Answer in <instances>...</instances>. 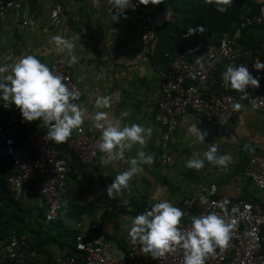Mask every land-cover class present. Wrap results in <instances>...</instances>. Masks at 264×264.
Returning <instances> with one entry per match:
<instances>
[{"label":"crops","instance_id":"obj_1","mask_svg":"<svg viewBox=\"0 0 264 264\" xmlns=\"http://www.w3.org/2000/svg\"><path fill=\"white\" fill-rule=\"evenodd\" d=\"M19 1L28 10L30 24L20 27L10 13L0 21V65H11L24 55L36 56L49 68L54 62H64L73 78L92 95L81 106L85 112L80 127L100 137L101 130L93 126L90 117L97 111L96 98L109 96L111 106L100 111H107L112 120L120 119L121 126L136 123L151 128L143 151L154 156V162L144 165L143 172L134 176L127 188L112 196L107 195L108 185L129 164L114 169L101 162L82 165L69 159L61 210L53 223L43 220L44 201L28 186L19 199L1 206L0 234L7 237L10 231H15L29 242L31 255L27 264H48L53 256L74 252L70 227L76 224H81L83 229L96 226L99 238L124 252L131 219L140 214L139 205L167 200L189 213L181 220V225L186 224L197 212L196 195L211 184L216 186L217 196H226L232 202H258L264 207V193L251 181L246 167L249 158L264 161V114L252 112L241 103L236 120L220 133L192 114L179 117L168 145L171 161L163 164L156 110L157 72L162 60L141 52L131 19L113 14L110 0ZM54 35L73 42L78 57L76 64L69 63L67 52L55 51L50 39ZM245 39L254 45L263 38L252 35ZM124 112L128 113L127 117H122ZM194 124L207 132L204 143L188 133ZM31 127L41 132L42 121H32ZM213 143L218 155L231 157L227 167L208 162L199 171L185 167V161L193 153L202 157ZM139 148L135 145L125 153L127 161L135 157ZM261 251L264 254V236ZM0 264H5L1 247Z\"/></svg>","mask_w":264,"mask_h":264},{"label":"built area","instance_id":"obj_2","mask_svg":"<svg viewBox=\"0 0 264 264\" xmlns=\"http://www.w3.org/2000/svg\"><path fill=\"white\" fill-rule=\"evenodd\" d=\"M132 5L122 13L121 9L111 4V10L117 16L127 15L131 19L141 52L147 55L156 42L157 31L172 22V14L169 10L154 14L148 5L139 4L138 0H132ZM8 13L20 27L30 24L29 13L23 2L0 0V21H4ZM255 27L264 28V2L256 14L243 17L232 34L206 44L202 52H195L191 57L181 53L164 55L166 64L157 72L159 97L156 103L163 164L171 161L168 145L179 117L192 114L220 133L236 120L240 109L233 108L235 103H243L250 111L264 114V70L257 72L253 68L257 61L264 62V42L252 47L239 42L243 30ZM187 30L181 34V38L191 41L192 35L188 36ZM198 58L199 63L196 60ZM229 65L247 66L249 72L259 78V87L246 88L247 94L226 88L222 73ZM50 70L62 77L69 90L79 92L75 103L83 106L84 101L91 98V92L73 78L67 64L54 62ZM6 106V102H0V157L7 161L10 169L7 183L12 197L19 199L23 189L30 187L44 201V221L53 223L61 210L68 160L82 165L101 162L104 154L97 148L99 137L83 127L74 129L65 141L64 153L47 139L48 128L43 123L42 131H35L31 123L22 119L15 106ZM106 164L119 169L127 166L128 161L124 158ZM246 167L251 181L264 193V161L249 158ZM195 200L197 212L193 216L216 213L226 223L235 222L227 246L216 247L213 253L206 256L205 264H264L261 251L264 207L260 203L244 200L232 202L226 196H217L214 184L209 185L206 191L199 192ZM220 202H225L223 207L219 206ZM152 204H145L143 212ZM191 218L181 227H190ZM70 231L74 234L76 255L53 256V264H183V249L179 247L173 253L153 256L142 251L139 243H133L127 235L125 251L121 252L113 243L98 237L96 226L83 229L81 224H76L70 227ZM0 247L5 263H28L31 247L25 238L14 232L7 238L0 234Z\"/></svg>","mask_w":264,"mask_h":264},{"label":"clouds","instance_id":"obj_3","mask_svg":"<svg viewBox=\"0 0 264 264\" xmlns=\"http://www.w3.org/2000/svg\"><path fill=\"white\" fill-rule=\"evenodd\" d=\"M158 0H138L139 4H156ZM232 0H216V10L225 13ZM114 7L124 10L132 5V0H110ZM118 17H116V20ZM204 32L201 25L189 27L187 35ZM51 41L57 53L67 52L70 64H76L78 57L74 54L75 45L70 39L54 35ZM199 63L200 58L196 59ZM253 68L259 72L264 70V62L257 61ZM222 80L226 88L246 93V88L259 87V78L254 77L247 66H227L222 73ZM247 94V93H246ZM79 92L69 90L60 75L55 74L34 55H24L11 65H0V101L15 106L22 119L31 123L40 120L48 128L47 139L54 143L68 140L74 129L83 123L85 109L79 103ZM111 106V97L98 96L95 100V111L91 115L93 126L101 130L97 148L101 156V163L119 161L125 158V153L135 145H139L135 157L128 160L129 167L117 174L113 182L107 187V195L119 193L129 185V181L143 172L144 165H151L154 156L143 151L151 128L140 124H124L120 119L112 120L107 111ZM235 110L241 108L240 103L233 105ZM128 113H122L127 117ZM196 141L204 143L207 132L201 131L196 124L188 128ZM106 157V158H105ZM231 157L218 155L216 143L209 144L207 151L201 157L193 153L185 161V167L199 171L205 167V162L221 167H227ZM225 202H220L223 207ZM189 213L180 207L173 206L167 200L156 202L143 213L131 219L128 236L133 243H139L142 251L153 256H164L173 253L176 248L183 249V264H205V258L213 253L216 247H226L230 232L234 226L226 223L216 213L192 216L188 228L181 227L182 217Z\"/></svg>","mask_w":264,"mask_h":264},{"label":"trees","instance_id":"obj_4","mask_svg":"<svg viewBox=\"0 0 264 264\" xmlns=\"http://www.w3.org/2000/svg\"><path fill=\"white\" fill-rule=\"evenodd\" d=\"M263 2L264 0H232L225 13H220L216 10V0H158L156 4H148L152 13L157 14L169 10L173 18L171 23L166 24L157 31L156 42L149 54L159 57L162 60V67L166 64V59L164 58L166 53H181L191 57L195 52H202L206 44L217 42L226 34H232L241 19L256 14ZM198 25L203 26L204 32L193 34L191 41H185L181 38V34L185 30ZM252 35L262 36L261 42H264V28L260 27L243 30L239 36V42L246 47L257 45L246 43L247 40L245 38H249ZM52 143L65 153V142L62 143V146ZM9 175L8 163L4 158L0 157V207L12 204L13 200H15L7 183ZM144 205L138 206L137 210L140 214L143 212ZM12 232L15 233V231H10L9 235ZM69 255H76L75 250ZM48 264H53L52 260Z\"/></svg>","mask_w":264,"mask_h":264}]
</instances>
